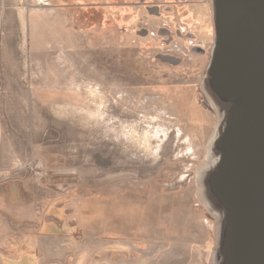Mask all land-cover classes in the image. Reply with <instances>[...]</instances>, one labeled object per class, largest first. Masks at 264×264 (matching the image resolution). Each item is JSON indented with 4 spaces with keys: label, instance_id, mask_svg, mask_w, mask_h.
I'll list each match as a JSON object with an SVG mask.
<instances>
[{
    "label": "rangeland",
    "instance_id": "obj_1",
    "mask_svg": "<svg viewBox=\"0 0 264 264\" xmlns=\"http://www.w3.org/2000/svg\"><path fill=\"white\" fill-rule=\"evenodd\" d=\"M223 13L0 0V264L249 263L255 227L224 176L260 97L209 72Z\"/></svg>",
    "mask_w": 264,
    "mask_h": 264
},
{
    "label": "water",
    "instance_id": "obj_2",
    "mask_svg": "<svg viewBox=\"0 0 264 264\" xmlns=\"http://www.w3.org/2000/svg\"><path fill=\"white\" fill-rule=\"evenodd\" d=\"M231 2L237 28L233 43L228 51L230 68L234 74L231 73L232 76L226 80L238 82V77H240L238 72H241L244 78H241L240 81L252 93L254 92L255 96H257L256 90L258 89L260 100H257L258 105L255 112L259 117L258 120L260 119V124L253 133L250 132L246 135L244 145L232 152V170L228 177L224 176V184L225 188L229 190L228 197L231 201L235 199L234 194L237 201L238 196L245 197L247 205L245 203L246 209L243 217L248 220L250 228L255 227V237L250 236L248 244V251L252 252L248 257V264H264V0H248L247 9H244L241 18L235 0ZM223 12L225 13V10ZM243 17L245 18L243 19ZM239 20L243 24L240 28L236 50L232 52L234 51L232 46L236 42ZM230 53H232L231 57ZM225 86L227 89H233V86L236 85L228 83ZM237 203L239 205L237 208H240V203Z\"/></svg>",
    "mask_w": 264,
    "mask_h": 264
},
{
    "label": "bare ground",
    "instance_id": "obj_3",
    "mask_svg": "<svg viewBox=\"0 0 264 264\" xmlns=\"http://www.w3.org/2000/svg\"><path fill=\"white\" fill-rule=\"evenodd\" d=\"M231 1L232 0H215V6L219 9L225 10V13H223V19L216 21L218 22L219 31V41L217 47L218 50L215 56L216 59L214 60L213 65L210 66L209 72L211 75H215L217 73L220 79L222 78V80H226V78L232 76L231 73L234 74L232 68H230V63L228 60V51L233 43L235 37V29L237 28L234 17L235 13H233L232 11ZM215 97L214 101L216 103V107H218L220 110V118H223L224 114L226 113L227 107L226 105L224 106L223 101L219 98V96L216 95ZM223 100L225 99L223 98Z\"/></svg>",
    "mask_w": 264,
    "mask_h": 264
},
{
    "label": "crops",
    "instance_id": "obj_4",
    "mask_svg": "<svg viewBox=\"0 0 264 264\" xmlns=\"http://www.w3.org/2000/svg\"><path fill=\"white\" fill-rule=\"evenodd\" d=\"M2 142H3V127H2V122L0 120V149L2 147Z\"/></svg>",
    "mask_w": 264,
    "mask_h": 264
}]
</instances>
